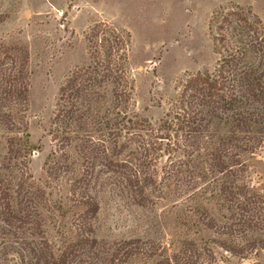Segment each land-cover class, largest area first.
I'll return each mask as SVG.
<instances>
[{"label": "trees", "instance_id": "trees-1", "mask_svg": "<svg viewBox=\"0 0 264 264\" xmlns=\"http://www.w3.org/2000/svg\"><path fill=\"white\" fill-rule=\"evenodd\" d=\"M209 27L215 67L186 74L152 122L133 109L130 33L94 25L85 64L59 91L38 176L32 53L0 40V264L262 263L264 22L227 5ZM107 193L146 211L149 234L100 239Z\"/></svg>", "mask_w": 264, "mask_h": 264}, {"label": "rangeland", "instance_id": "rangeland-1", "mask_svg": "<svg viewBox=\"0 0 264 264\" xmlns=\"http://www.w3.org/2000/svg\"><path fill=\"white\" fill-rule=\"evenodd\" d=\"M251 9L264 22V0H0V40L30 47L35 72L29 112L35 152L30 169L41 172L52 149L47 136L59 91L70 73L87 60L85 38L96 24L130 33L128 70L135 82L134 111L161 119L186 74L213 70L217 62L210 20L223 6ZM166 203H162V208ZM149 214L114 194H103L97 222L100 239L149 234ZM232 264H264L251 259Z\"/></svg>", "mask_w": 264, "mask_h": 264}]
</instances>
